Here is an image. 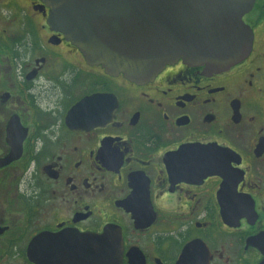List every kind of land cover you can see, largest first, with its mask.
<instances>
[{
    "label": "flooded vegetation",
    "instance_id": "flooded-vegetation-1",
    "mask_svg": "<svg viewBox=\"0 0 264 264\" xmlns=\"http://www.w3.org/2000/svg\"><path fill=\"white\" fill-rule=\"evenodd\" d=\"M48 14L0 0V264H92L72 238L108 234L119 264H264V0L244 59L145 82L88 63Z\"/></svg>",
    "mask_w": 264,
    "mask_h": 264
},
{
    "label": "water",
    "instance_id": "water-1",
    "mask_svg": "<svg viewBox=\"0 0 264 264\" xmlns=\"http://www.w3.org/2000/svg\"><path fill=\"white\" fill-rule=\"evenodd\" d=\"M40 1L49 8L50 27L77 47L88 63L133 82L151 80L178 60L223 71L251 50L253 34L242 17L254 0ZM8 162L3 160L0 166ZM36 239L29 246L34 262ZM70 245L92 264L101 255L107 264H119V243L112 235L76 237Z\"/></svg>",
    "mask_w": 264,
    "mask_h": 264
}]
</instances>
